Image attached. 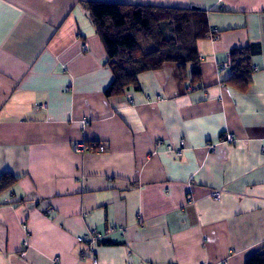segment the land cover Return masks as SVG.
Listing matches in <instances>:
<instances>
[{
    "label": "crops",
    "instance_id": "1",
    "mask_svg": "<svg viewBox=\"0 0 264 264\" xmlns=\"http://www.w3.org/2000/svg\"><path fill=\"white\" fill-rule=\"evenodd\" d=\"M83 1L206 11L200 80L168 62L106 98L113 74ZM250 44L241 91L224 64ZM5 173L17 181L0 194V264H92L77 237L113 226L98 264H244L264 246V0H0Z\"/></svg>",
    "mask_w": 264,
    "mask_h": 264
},
{
    "label": "trees",
    "instance_id": "2",
    "mask_svg": "<svg viewBox=\"0 0 264 264\" xmlns=\"http://www.w3.org/2000/svg\"><path fill=\"white\" fill-rule=\"evenodd\" d=\"M91 24L106 55L113 80L104 91L106 98L125 94L138 87L140 74L172 62L189 65L188 79L200 80L197 42L211 37L206 11L197 8H168L151 5H127L83 1ZM258 44L230 52L231 75L225 80L238 90L247 89L252 73L251 56ZM182 78L184 73L182 72ZM17 178L5 173L0 177V194L11 188ZM244 264H264V246L251 254Z\"/></svg>",
    "mask_w": 264,
    "mask_h": 264
},
{
    "label": "built area",
    "instance_id": "3",
    "mask_svg": "<svg viewBox=\"0 0 264 264\" xmlns=\"http://www.w3.org/2000/svg\"><path fill=\"white\" fill-rule=\"evenodd\" d=\"M83 48L86 49V44H83ZM231 65V62H227L224 64V67L228 68L229 66ZM190 89V87H189ZM131 102V100H129ZM41 107V106H39ZM225 141L227 142H232L233 139L230 135H226V138H225ZM207 146L213 150L214 149V145L211 144V143H207ZM184 147H185V143H184V140H181L180 143H179V146L178 148L175 150V154L177 156H180L182 155L183 153V150H184ZM74 151L75 152H84L86 150V147L84 146V144L82 143H79V144H76L74 146ZM171 149L170 146H168V150ZM106 151V147L105 145L103 144H100L99 147H98V152L102 153V152H105ZM210 196L213 197V198H218L219 197V192L218 191H213L210 193ZM187 198V202H192L193 201V197L192 195L188 194L186 196ZM124 231V227H121V226H113V227H110L106 230H104L103 232H96V231H93V230H90V231H87L85 234L77 237V242L79 244L82 245V249L80 251V256H79V259H84L86 257H90L91 260H92V264H98L96 258L94 257V247L105 241L106 239H108L110 237V235L114 234V233H122ZM27 248H28V242L27 240H23L22 242V248H21V251H20V256H25L26 254V251H27Z\"/></svg>",
    "mask_w": 264,
    "mask_h": 264
}]
</instances>
